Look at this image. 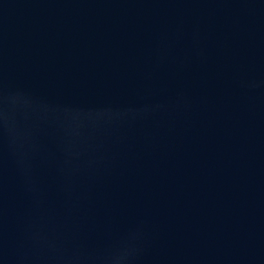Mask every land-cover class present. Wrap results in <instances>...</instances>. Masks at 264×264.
<instances>
[{"label":"water","instance_id":"obj_1","mask_svg":"<svg viewBox=\"0 0 264 264\" xmlns=\"http://www.w3.org/2000/svg\"><path fill=\"white\" fill-rule=\"evenodd\" d=\"M0 264H264V0H0Z\"/></svg>","mask_w":264,"mask_h":264}]
</instances>
